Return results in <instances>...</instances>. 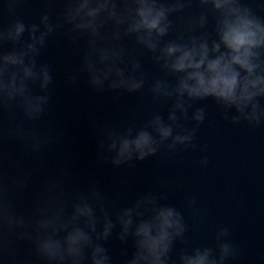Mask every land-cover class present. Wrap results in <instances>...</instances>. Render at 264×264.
<instances>
[{"label":"clouds","instance_id":"obj_1","mask_svg":"<svg viewBox=\"0 0 264 264\" xmlns=\"http://www.w3.org/2000/svg\"><path fill=\"white\" fill-rule=\"evenodd\" d=\"M27 0H2L0 16V261L3 264H231L240 256L231 229L219 226L211 246H192L182 211L148 191L114 208L95 182L69 186L71 173L45 176L27 211L17 198L33 169L8 160L3 146L21 143L37 157L56 143L46 119L54 84L42 62L62 36L80 52L65 73L75 90L83 79L102 95H146L157 108L141 124L98 125L97 159L113 168L175 155L207 152L197 142L210 101L223 121L264 126V3L260 0H41L34 21L20 12ZM59 4V9L52 5ZM147 58L157 74L145 67ZM7 161V164H6ZM201 169L207 155L196 161ZM7 169V170H6ZM16 170L13 173L12 170ZM130 187V185H127ZM185 207L203 225L196 195ZM119 241L114 260L107 246ZM28 246V259L18 255ZM179 245V247H178ZM129 246L131 251H129ZM260 259L264 261V256Z\"/></svg>","mask_w":264,"mask_h":264},{"label":"water","instance_id":"obj_2","mask_svg":"<svg viewBox=\"0 0 264 264\" xmlns=\"http://www.w3.org/2000/svg\"><path fill=\"white\" fill-rule=\"evenodd\" d=\"M44 6L41 0H27L20 6V12L26 20L34 21ZM52 7L59 9L60 5ZM10 19L5 13L0 16V23L6 26ZM79 55L78 49L57 36L41 56L42 62L53 68L52 101L46 119L54 128L57 143L39 157L27 152L17 141H8L3 146L8 160L33 169L31 186L17 198L20 209L28 210L33 188L38 187L45 176L67 169L71 173L72 190L95 182L108 195L114 208L126 206L148 191L162 193L167 197L166 203L184 213L192 246H211L216 229L228 226L240 250V256L231 264H264L260 259L264 256V126L231 125L220 118L216 107L208 101L205 102L208 118L200 126L197 138L200 145H207L206 153L179 151L172 156L135 162L131 168H113L97 159L100 139L97 126L139 125L157 105L141 94H124L119 98L113 93L96 94L83 79L73 90L65 83V73L75 68ZM144 62L149 72L157 74L146 57ZM201 155L209 158L206 169L196 163ZM191 195H196L206 224L193 218L185 207V200ZM107 246L117 260L119 241L113 238ZM18 255L22 260L29 258L26 244L19 245Z\"/></svg>","mask_w":264,"mask_h":264}]
</instances>
